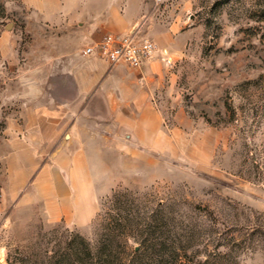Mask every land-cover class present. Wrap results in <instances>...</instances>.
<instances>
[{"label":"rangeland","instance_id":"obj_1","mask_svg":"<svg viewBox=\"0 0 264 264\" xmlns=\"http://www.w3.org/2000/svg\"><path fill=\"white\" fill-rule=\"evenodd\" d=\"M150 3L170 30L148 32L145 16L127 32L170 59L160 93L168 138L136 153L128 144L119 181L74 225L50 221L14 185L7 139L24 105L18 75L54 52V32L39 28L27 0H0V264H73L81 240L94 251L102 236L124 264L137 263L144 239L184 247L193 264L215 251V264H264V0Z\"/></svg>","mask_w":264,"mask_h":264},{"label":"crops","instance_id":"obj_2","mask_svg":"<svg viewBox=\"0 0 264 264\" xmlns=\"http://www.w3.org/2000/svg\"><path fill=\"white\" fill-rule=\"evenodd\" d=\"M27 2L39 28L54 32L55 47L18 75L24 105L10 119L7 139L10 168L21 177L14 185L24 188L19 199L39 202L50 221L87 224L119 181L115 170L127 159V145L136 153L167 140L160 93L169 69L159 52L135 69L81 49L105 32L131 30L145 16L153 34L172 26L159 22L150 0Z\"/></svg>","mask_w":264,"mask_h":264},{"label":"trees","instance_id":"obj_3","mask_svg":"<svg viewBox=\"0 0 264 264\" xmlns=\"http://www.w3.org/2000/svg\"><path fill=\"white\" fill-rule=\"evenodd\" d=\"M81 241V246L78 245L76 251L72 252V255L76 257L75 259H73V261H75V263L73 264L125 263H123V259L118 255L119 252L115 250L114 245H112L110 240H108L104 236L99 239L100 243L98 244V247L96 246V248H94V251H92L93 249L88 245V243H86L84 240ZM157 244H160V249L157 253L154 252L156 254L155 257L154 255H151L154 258L153 261L155 262V264H193V261L191 262L189 259H185L186 251H184V247H179V245H169V251L165 252L163 250H168L166 248L167 243H165V241L161 240L157 243V241H149L148 239H144L142 242H140L139 247L133 253L137 263L134 262L131 264H150L148 263L149 259L147 261H144V259L145 257L150 256L148 255L149 251L152 250L154 248V245ZM117 247H120V245L117 244L116 248ZM161 253H164V255H162ZM211 255L212 259L206 257L204 260L197 261V263L194 264H215V260L213 261V259H215L219 255V253L215 251ZM64 259L70 260L68 255H66V257L64 256Z\"/></svg>","mask_w":264,"mask_h":264},{"label":"built area","instance_id":"obj_4","mask_svg":"<svg viewBox=\"0 0 264 264\" xmlns=\"http://www.w3.org/2000/svg\"><path fill=\"white\" fill-rule=\"evenodd\" d=\"M161 0H154L155 3ZM156 43L145 37H138L135 32H106L100 39L83 47L84 55L104 58L110 63L124 62L130 68L138 69L145 60L155 56ZM166 63L170 62L165 58Z\"/></svg>","mask_w":264,"mask_h":264},{"label":"clouds","instance_id":"obj_5","mask_svg":"<svg viewBox=\"0 0 264 264\" xmlns=\"http://www.w3.org/2000/svg\"><path fill=\"white\" fill-rule=\"evenodd\" d=\"M4 250L3 249H0V252H3Z\"/></svg>","mask_w":264,"mask_h":264}]
</instances>
